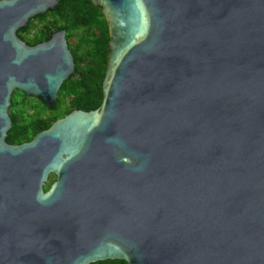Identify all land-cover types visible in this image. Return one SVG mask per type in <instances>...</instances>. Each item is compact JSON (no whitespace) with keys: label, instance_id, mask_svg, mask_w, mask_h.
<instances>
[{"label":"water","instance_id":"95a60500","mask_svg":"<svg viewBox=\"0 0 264 264\" xmlns=\"http://www.w3.org/2000/svg\"><path fill=\"white\" fill-rule=\"evenodd\" d=\"M92 1L103 104L21 146L13 92L54 107L75 64L16 33L59 0L0 1V264H264V0Z\"/></svg>","mask_w":264,"mask_h":264},{"label":"trees","instance_id":"16d2710c","mask_svg":"<svg viewBox=\"0 0 264 264\" xmlns=\"http://www.w3.org/2000/svg\"><path fill=\"white\" fill-rule=\"evenodd\" d=\"M62 11L72 33L78 38L75 46H70L76 64V71L62 84L58 101L54 107H48L40 99L28 96L21 91V100L12 97L9 112L11 118L42 117V113L35 107L38 114H29V108L24 106L29 101L36 100L49 112L48 117L58 119L70 113L73 109L91 111L102 106L104 101L103 80L109 57L110 33L109 25L101 7L92 0H61ZM68 17L70 21H68ZM81 30V32H78ZM81 61V62H80ZM80 62V67H79ZM95 63V64H94ZM13 95V94H12ZM91 264H128L123 259H108Z\"/></svg>","mask_w":264,"mask_h":264},{"label":"flooded vegetation","instance_id":"af4514ba","mask_svg":"<svg viewBox=\"0 0 264 264\" xmlns=\"http://www.w3.org/2000/svg\"><path fill=\"white\" fill-rule=\"evenodd\" d=\"M59 2H60V5L56 7L54 10H48L42 15H37L31 18L27 22V25L25 27L18 28L16 31L17 36L23 42H25L28 46H36L38 44L47 42L51 38V36L54 33L58 32L59 30H66V38H67L69 49L71 50L70 46H75L76 43H78V38L74 35L75 33L74 34L72 33L69 25L66 24V19L61 16L63 15L62 1L59 0ZM68 21H70L69 17H68ZM78 32H81V30H79ZM80 62H79V67H80ZM74 64H75V61H74ZM107 65H108V62H107ZM76 67L77 66L75 64V71H76ZM75 73H77V75H80V72L78 70ZM16 91L17 90L13 92V95ZM24 106L31 107L29 108V114H38L37 112H35V109H34L35 106H33L30 102L25 103ZM78 110H83V109H78ZM42 114H43L42 117L34 116V117L13 118L12 119L13 125L8 131V135L6 137V141L8 142V144L13 145V146H21L24 144H29L34 140V138L38 134L49 130L51 126L57 120L64 117L63 116L58 119L49 118L48 111ZM51 146L52 145H51L50 137L49 135H47L43 139V144H42V149L48 153L47 160H46L47 168H49L50 166L49 154L51 152ZM57 178H58V175L54 171H49L47 179L45 180L43 184V189L45 191H48L50 187L55 183ZM38 180H41V175L38 177Z\"/></svg>","mask_w":264,"mask_h":264},{"label":"rangeland","instance_id":"374dc122","mask_svg":"<svg viewBox=\"0 0 264 264\" xmlns=\"http://www.w3.org/2000/svg\"><path fill=\"white\" fill-rule=\"evenodd\" d=\"M12 97L15 99V100H21L22 99V95L18 94L17 92L14 93V95H12ZM33 106H35V108L37 110H39L41 113H46V110L44 108L43 105H41L38 101L36 100H30L29 101Z\"/></svg>","mask_w":264,"mask_h":264}]
</instances>
